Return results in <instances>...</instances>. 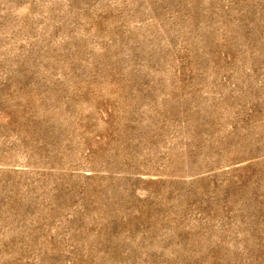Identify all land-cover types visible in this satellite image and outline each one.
Here are the masks:
<instances>
[{
    "label": "rangeland",
    "instance_id": "rangeland-1",
    "mask_svg": "<svg viewBox=\"0 0 264 264\" xmlns=\"http://www.w3.org/2000/svg\"><path fill=\"white\" fill-rule=\"evenodd\" d=\"M0 264H264V0H0Z\"/></svg>",
    "mask_w": 264,
    "mask_h": 264
}]
</instances>
